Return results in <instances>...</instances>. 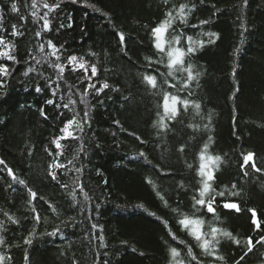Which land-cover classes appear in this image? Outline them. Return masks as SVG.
<instances>
[{
	"label": "trees",
	"instance_id": "trees-1",
	"mask_svg": "<svg viewBox=\"0 0 264 264\" xmlns=\"http://www.w3.org/2000/svg\"><path fill=\"white\" fill-rule=\"evenodd\" d=\"M43 2L37 0L39 15L45 11ZM11 3L0 0V24L6 29L3 34L15 44L13 54L19 61L14 64L0 59L13 72L2 78L0 87V160L5 162L0 165V235L5 240L0 254L11 257L5 264H169L170 246L181 251L185 264L190 260L187 246L193 248L201 264H235L246 251L247 238L255 242L264 235V172H255L250 164L243 170L240 167L242 154L252 151L257 166L264 169V0H247V4L243 0H169L167 5L164 0H63L53 24L58 27L63 21L65 27L59 32L53 27L40 38L35 32L43 22L31 15L32 0H16L18 13L11 11ZM181 3L195 5L187 25L179 19L173 25L175 32H183L181 46L187 47V36L194 41H208L205 32L217 36L189 58L201 72L198 86L192 85L191 97L200 102V114L181 108L180 116L166 121L168 128L161 130L154 122L159 120L157 113L163 114V92L175 94L177 89H170L158 75L166 74L164 64L149 65L146 58L157 59L151 28L164 19L168 9ZM201 20L209 23L200 25ZM14 24L21 36H11ZM193 24L198 27L193 29ZM118 32L124 33V44ZM48 39L58 48L63 46L59 61L65 67L62 74L47 63H36L50 52ZM41 43L45 44L44 53L39 50ZM73 54L87 62V73L79 68L73 71L67 60ZM49 59L57 62L55 57ZM92 64L97 66V76L91 82L97 87L107 82L119 91L109 88L96 95L89 90V121L82 133H74L78 139L61 140L62 154L57 157L58 150L51 142L62 135L60 129L67 119L76 113L83 116L85 105L80 97L89 83ZM30 66L36 71L25 77L23 73ZM145 73L158 76L157 89L143 83ZM49 79L53 86L59 84L56 95H52ZM167 79L179 87L176 80ZM37 84L42 91L35 90ZM179 95L187 96V91ZM69 98L76 104L64 109L62 104ZM48 99L54 103L47 104ZM189 124L199 125V131L194 132ZM209 136L212 140L207 154L222 158L214 172L213 187L216 191L233 190L235 183L241 193L226 197L239 205V212L223 208L225 198L217 197L219 219L206 209L197 212L192 207L199 180V153ZM181 145L185 146L183 152ZM141 151L145 157L139 156ZM57 159L65 167L54 169L58 179L53 181L48 166ZM8 167L27 187L12 181ZM76 168L81 171L76 172ZM28 188L36 192L35 199ZM83 193L90 199L85 201ZM249 209L256 211L260 229L252 224ZM4 213L18 223L9 221ZM37 213L41 216L38 223L34 220ZM178 213L200 216L206 221L205 230L211 223L232 233L241 244L223 238L219 255L225 261L205 256L177 223L181 218ZM92 224L97 227L93 229ZM169 228L177 240L168 234ZM54 229L59 232L48 235ZM99 235L104 236L103 248ZM25 237L32 243L24 244ZM242 264H264V246L256 245Z\"/></svg>",
	"mask_w": 264,
	"mask_h": 264
},
{
	"label": "snow or ice",
	"instance_id": "snow-or-ice-1",
	"mask_svg": "<svg viewBox=\"0 0 264 264\" xmlns=\"http://www.w3.org/2000/svg\"><path fill=\"white\" fill-rule=\"evenodd\" d=\"M73 3L78 2V0H72ZM63 3V0H58L56 3H48L47 0L43 2L42 7L45 9L43 11L42 15H39L36 11L37 8V0H32L31 7L33 8V12L31 15L33 18L37 20H42V27L40 30H37L35 32V36L37 38L42 37V33H47L52 30L53 27H56L53 24V21L57 19V17L54 15L58 9L61 8V5ZM165 5L169 3V0H164ZM244 4H247V0H243ZM11 11L13 13H18L19 9L16 3V0H12V3L10 5ZM195 5L192 4L189 6L188 4L181 3L178 7L175 5L168 9L164 13V19L161 20L156 26L151 28V37H152V45L153 48L156 50L157 59L152 60L151 57L146 58L149 65L156 64H164V66L167 69L166 74L165 73H158L159 76L165 78V83H168L169 88H175L177 89V92L174 94L170 91H164L163 92V114L157 113L159 120L154 122L155 126L158 127L161 130L167 129L168 124L166 121H174L176 120L180 114H181V108H183L184 112H187L189 109L194 110L198 115L201 111V104L199 101H196L192 99L194 95V91L192 88L193 83H196L198 86L199 79L201 76V72L196 68V66L193 63L189 62V58L197 52L198 48L203 47L205 43H211L214 42L212 39L213 37L217 36V33L214 32H205L203 35L208 36L209 40H199L194 41L192 36L186 37L187 47H183L182 45V37L183 32H175L173 29V25L177 19H179L181 24L187 25L188 24V16L192 13L194 10ZM96 11H100L99 9H96ZM107 15V13H105ZM21 19H25V17H21ZM200 25H206L209 23L207 20H201ZM67 26L70 28L72 26L71 24V17H68V24ZM65 24L63 21L60 22L59 26L56 27V31L59 32L60 29L64 28ZM193 29L197 28L198 25L193 24L191 25ZM173 29V33H170L169 30ZM6 32V29L3 28V25L0 24V59H6L7 61H11L14 64L19 63L17 60L16 55H14L15 51V44L10 42L5 38V35L3 34ZM23 33L20 31V29L17 27V25H12V31L11 36L18 37L21 36ZM117 35L119 36L120 43H125V35L123 32H118ZM171 36L169 39L168 36ZM243 36V33H241ZM243 43V40L241 41ZM47 48L50 50L47 54L43 55L40 59L36 60L37 64H49L50 67L57 69L58 74H62L65 71V67L63 64H61L59 61L61 59L60 52L63 48V46H60L59 48L57 45L53 42V40L48 39L46 42ZM39 50L41 53H44L45 50V44L41 43L39 45ZM55 57L56 63H51L49 57ZM30 59H35V57H30ZM166 59V64L164 63ZM68 62L73 65V71H75L77 68L84 69L85 73H87L86 64L87 62L84 60L83 57H78L77 55L73 54L67 57ZM36 71V69L32 66H30L27 71L23 73L25 77L29 75V73ZM235 74V70L234 73ZM13 75V72L9 69L8 65L6 63H0V87L3 86V79L7 78L9 76ZM97 76V66L96 64L91 65V76H88L87 79L89 81L87 87L84 88L83 93L80 97V103L85 105V111L83 112V116L81 117L79 113H76L72 116L71 119H67L64 122L63 127L60 129V132L62 135H58L53 138L52 144L55 146V148L58 150L56 152V156L59 157L62 152L60 151L63 148V145L61 144V140H66L68 138L78 139L76 135H74L75 132L82 133L84 131V126L89 121V112L87 110L88 101L87 97L89 95V90H94L96 95H99L102 93L105 89L111 88L112 91H119L118 88L112 87L107 82L101 83L99 87L96 86L95 83H92V78ZM171 77L173 80H176L179 84V87L176 83H171L167 78ZM58 78H62L58 75ZM142 81L146 86H149L151 89L155 90L158 87V76L157 75H151L145 73L142 76ZM54 82L52 80H48V85L52 89V95H56L57 91L59 89V84H55L53 86ZM35 90L37 92L42 91L39 84H37ZM187 91V96L181 97L179 95V92ZM63 97H61V101H63ZM47 104L51 105L53 104L52 99H48L46 101ZM76 104V101L69 98L68 103H63L62 107L64 109H69L70 106H74ZM57 107H61L60 104H57ZM41 115H44L43 110L41 111ZM236 119V117H234ZM208 121L211 123V114L208 116ZM118 123V122H117ZM188 127L193 128V131H199V125H193L189 124ZM205 128L208 127L206 124L204 126ZM139 139V137H137ZM212 140V137H208V142L204 143L202 146V149L199 153V167L197 168V175L199 177L198 180V187H195L194 189V195L192 196L193 201V209L195 211H200L201 209H206L207 213L213 214L215 219H219L218 215H216L217 211V197L225 198L222 201V206L225 209H234L235 211L239 212L241 209L239 205L236 202H231L226 197H237L241 195L240 191L236 190L237 185L234 183L231 185V189L233 190H221L216 191V189L213 187L215 176L214 172L219 170L220 164L222 163V158L220 155H212L207 154L209 153V147L210 142ZM184 145L180 146V151H184ZM47 151V146H46ZM83 151V149H81ZM49 155H52V153H49ZM139 156L145 157V153L141 151L139 153ZM242 160L243 163L240 165L241 169H245V166L249 165L251 168L257 172H264V169L257 166V163L255 161V153L252 151H248L244 154H242ZM71 164L72 161H69ZM5 162L3 160H0V165H4ZM65 165L61 164L59 160L57 159L54 161V163L49 164L48 168V176L53 180L56 181L58 179L57 173L54 169H62ZM189 168L192 167V165H188ZM76 172H80V168L75 169ZM7 174L9 177L12 178V181L15 183H18L20 185H24L27 187L26 182L22 179H19L15 173L13 172V169L8 167L7 168ZM249 173L245 170L244 175L247 176ZM155 187V185H153ZM183 186V185H181ZM61 187H66V185L61 184ZM29 195L32 199H35L37 194L35 191H33L31 188H28ZM81 192H83V188L81 187ZM84 194V200H89V196L87 193ZM159 195V193H157ZM73 198H75V193H73ZM42 199V198H41ZM163 199V197H161ZM31 202V201H30ZM49 207H52V205H49ZM97 208H99V204L96 205ZM140 207H143L142 205ZM55 211V209L53 208ZM174 212L177 211V209H173ZM249 211L252 213V224L255 226L256 229L261 228V223L257 219V214L254 209H249ZM32 212H36L35 207L32 208ZM5 216L8 217V220L12 223H18L16 219H14L12 216L8 215V213H4ZM154 215V213L152 214ZM181 218L178 219L177 223L185 230L187 231L188 235L191 236L196 241V246L199 247L202 250V254L205 256L214 257L216 260L219 261H225V257L222 255H219V245L221 242V239L228 238L233 243L240 245L241 240L237 239L235 236L232 235V233L228 232L226 229H222L216 226H212L211 223L207 224V230L206 228V221L201 218L200 216H196L195 214L188 215V214H182L178 213ZM34 220L38 223L41 220V216L39 213H37L34 216ZM165 227H168L167 221H164ZM3 227V222H0V228ZM97 227L96 224H92V228L95 229ZM35 232V229H33V232L29 233V236H32ZM57 232H59V229H54L53 232L48 233V235H56ZM168 234L172 237L173 240H177L176 234L169 228ZM100 243V247H105L103 241L104 236L99 235L98 237ZM32 240L28 237L24 238V244H31ZM126 243V242H122ZM181 244H184V241H180ZM5 244L4 237L0 235V245ZM256 245L264 246V235H260L259 239H256L255 242H253L252 237H248L246 241V251H244V254L239 257V260L235 262V264H242V262L245 260V257L248 255V253L252 252L254 247ZM169 253L171 256L169 264H185V258L182 256L181 251L177 247H169ZM143 254V253H141ZM186 256L190 258L188 261V264H192V262H195V264H201V261L198 259V257L194 254L193 248L191 246H187V253ZM11 257H7L3 254H0V264H5L6 260H10ZM25 260H28V254L25 252ZM75 264V261H74ZM105 264H107V261H105Z\"/></svg>",
	"mask_w": 264,
	"mask_h": 264
}]
</instances>
